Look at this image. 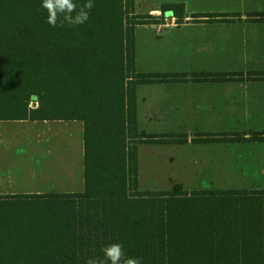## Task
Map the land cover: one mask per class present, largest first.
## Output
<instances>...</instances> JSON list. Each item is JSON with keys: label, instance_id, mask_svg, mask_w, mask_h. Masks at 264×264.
<instances>
[{"label": "trees", "instance_id": "16d2710c", "mask_svg": "<svg viewBox=\"0 0 264 264\" xmlns=\"http://www.w3.org/2000/svg\"><path fill=\"white\" fill-rule=\"evenodd\" d=\"M73 2L79 9L86 0ZM41 3L0 0V121L82 122L84 191L0 196V206L47 208L52 215L46 239L32 243L36 247H1L0 264H86L112 243L142 264H264V190L138 188L139 145L236 143L240 137L152 135L137 128L139 86L241 81L227 73L137 72L135 28L172 18L182 24L183 5L164 4L152 16L135 14L134 0H92L83 24L60 26L58 20L53 27ZM251 136L264 141V133Z\"/></svg>", "mask_w": 264, "mask_h": 264}, {"label": "rangeland", "instance_id": "374dc122", "mask_svg": "<svg viewBox=\"0 0 264 264\" xmlns=\"http://www.w3.org/2000/svg\"><path fill=\"white\" fill-rule=\"evenodd\" d=\"M179 2L190 5L188 9L191 13L199 10L204 3H209L208 0H134V12L159 16L162 4ZM215 5L241 13L264 11V0H212V6ZM187 12L185 15L190 16ZM160 23L135 28L137 72L264 69V30L246 25L181 26L176 24L175 18L161 20ZM257 90L255 86L239 84L186 88L139 87L137 104L141 108V130L192 134L197 131L245 132L257 129L250 125L239 126L252 122L249 118L253 113L251 115L248 110L241 109L242 100L252 97ZM242 114H245V119H242ZM39 127L41 125L25 124V142L20 140V144L13 146L10 155L2 158L4 167L0 174V194L15 196L33 193L40 184L43 185V177L37 173L41 174L44 168L40 166V160L44 157L45 141L42 139L43 143L36 144L30 135L39 132L29 131V128L38 130L36 128ZM172 148H156L160 151L141 148V188L165 187L168 181H180L186 187L195 189L264 188V174H258V163L264 171V146L217 144L198 147L188 144L174 150ZM149 163L154 167L160 165L157 173L147 170ZM203 165L205 167H200ZM182 169L188 173L177 174L178 171L183 172ZM243 170L250 174L243 173ZM49 212L47 208L17 204L0 206V248L36 247L32 243L46 239L49 233L51 225L47 224L50 222L48 218L52 220Z\"/></svg>", "mask_w": 264, "mask_h": 264}, {"label": "crops", "instance_id": "0c3cea01", "mask_svg": "<svg viewBox=\"0 0 264 264\" xmlns=\"http://www.w3.org/2000/svg\"><path fill=\"white\" fill-rule=\"evenodd\" d=\"M209 3H204L199 10L192 13L190 12V5L186 3H181L185 9L188 11L190 16H186L184 19L183 25H195V26H236V25H246L248 27H257L258 30H264V17L255 18L252 17V14H264V11L259 12H246L241 13L237 11H233L232 8L223 9L226 6H219L217 7L212 6V0H208ZM216 1V0H215ZM167 4V3H165ZM173 4V3H172ZM164 5V4H162ZM191 8V7H190ZM221 15L225 16L222 19H214L216 21H205L199 23H193L191 20V16L195 15ZM153 16V15H152ZM170 20V19H169ZM223 20V21H218ZM147 26V25H144ZM143 73V72H139ZM147 73H227V74H236L240 76L241 81L235 82H200V83H185V84H172V85H152V86H139V87H155V86H163V87H170V88H186V87H195V86H210V85H232V84H239V85H249L255 86L259 90L257 93L253 94L252 97L248 99H243L242 104L243 107L241 109L248 110L249 113H253V115L249 118L251 119L250 122H245L240 124L239 126H247L250 125L252 127H256L257 129H253L250 131H243V132H193L192 134L187 135H194V134H223V133H233L239 134L240 137L239 141L236 143H213V144H192L194 146L202 147V146H215L217 144L224 145V144H231L236 145L240 144L243 146L249 144H256L260 146H264V141H253V137L251 134L253 133H264V69L259 70H246V71H150ZM262 74V75H261ZM137 87V89L139 88ZM137 89H136V104H137ZM139 103L137 104V128L140 132H144L146 134L152 135H159V134H186L185 132H170V131H145L141 130L142 127V119H141V112H140ZM253 117V118H252ZM242 119H245V114H242ZM30 123L33 125H41V127L36 128L38 130L30 129L31 133L34 131L39 132L37 135H30L36 144L44 143V157L40 160V166L44 168L41 170V174L39 172L38 175L43 177V181L38 186V188L33 193L21 194V195H68V194H81L84 191V141H83V124L80 121H0V174L3 171V162L1 161L4 156L10 155V152L16 144H20V140L25 142L27 138L25 135L26 128L24 125ZM34 127V126H31ZM23 129V130H22ZM22 131V133H20ZM22 135V137H21ZM30 139V140H31ZM42 139H44L42 141ZM14 144V145H11ZM51 143V144H50ZM47 144V147H46ZM188 144L183 145H139L137 148V159H138V188L141 191H169L173 184L180 185L186 191H228V190H264V188H241V189H228V188H188L184 185V183L180 181H173L172 183H167V186L161 188H148L144 189L140 186V169L141 168V157H140V150L141 148L151 149L153 151H160L156 148L158 147H165V146H172L171 150L176 149V147H184ZM6 147L8 149H6ZM156 147V148H154ZM170 150V151H171ZM6 151L7 153L5 154ZM169 151V152H170ZM168 152V153H169ZM163 156V155H162ZM39 160V157H38ZM155 161V160H154ZM158 161V160H157ZM156 161V162H157ZM181 161V160H180ZM158 164V163H157ZM148 170L150 173H157L159 164L154 167V164L149 163ZM200 167H205L200 166ZM210 169L212 166L209 167ZM204 169V168H203ZM183 172L178 171L177 174H186L188 173L186 170L182 169ZM245 174H250L247 170L242 171ZM258 174H264L262 170V166L258 163ZM1 182V178H0ZM3 189V188H2ZM1 190V187H0ZM0 196H14V195H3Z\"/></svg>", "mask_w": 264, "mask_h": 264}, {"label": "clouds", "instance_id": "9594fccd", "mask_svg": "<svg viewBox=\"0 0 264 264\" xmlns=\"http://www.w3.org/2000/svg\"><path fill=\"white\" fill-rule=\"evenodd\" d=\"M93 6L92 0H86V3L81 5L79 9L73 0H42L41 3V8L48 13L47 23L53 27L57 26L58 20L60 26L83 24L88 19ZM101 252L102 257L100 259L89 258L86 264H142L140 257H127L124 247L120 243L106 245L101 249Z\"/></svg>", "mask_w": 264, "mask_h": 264}]
</instances>
